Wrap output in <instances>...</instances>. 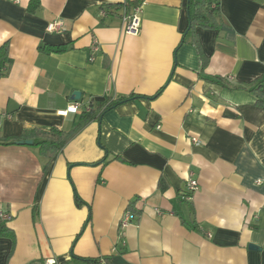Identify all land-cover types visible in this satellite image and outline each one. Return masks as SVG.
<instances>
[{
    "label": "crops",
    "instance_id": "0c3cea01",
    "mask_svg": "<svg viewBox=\"0 0 264 264\" xmlns=\"http://www.w3.org/2000/svg\"><path fill=\"white\" fill-rule=\"evenodd\" d=\"M31 1L0 0L13 60L0 79L3 137L71 130L91 97L133 98L82 127L45 174L38 148L0 145L14 233L0 234V264H264V109L250 89L209 80H264V0H220L222 27L196 30L205 68L187 0H131L142 3L137 34L113 8L126 0Z\"/></svg>",
    "mask_w": 264,
    "mask_h": 264
},
{
    "label": "trees",
    "instance_id": "16d2710c",
    "mask_svg": "<svg viewBox=\"0 0 264 264\" xmlns=\"http://www.w3.org/2000/svg\"><path fill=\"white\" fill-rule=\"evenodd\" d=\"M32 0L31 2L34 3ZM142 4L140 1H131L126 0L124 4L113 5L114 9L125 8L126 13H130L132 6H137ZM220 7V0H187V10L189 14V34H191L192 40L197 47V50L200 54L202 61V67L207 66L208 58L204 55L196 30L198 27L204 29H220L224 23L222 12ZM66 49V46H59L52 48L53 51L62 52ZM13 63L12 57L10 56V45L9 42L4 43L0 46V79L4 77L11 65ZM209 80L220 83L226 87H245L250 89V91L257 98V105L264 109V80L258 79L252 83L244 85L232 86L224 77H209ZM133 98V95L122 96L118 99H110L105 96H95L91 97L89 100V109L85 110L81 114V118L77 126L71 130H65L58 128L56 126L49 129H43L40 127H34L30 129H24L19 136L16 137H3L0 134V145H12L16 144L17 140H33L32 146L39 149L40 155L46 159V163L43 167L44 174L50 169V165L57 159L60 151L66 146V144L72 139V137L87 123L99 118L102 113L106 110L114 107L115 105L130 100ZM160 189L167 187V183L164 179L160 180L159 183ZM78 203L80 204L81 200L76 196ZM130 209L133 212H136L134 205H130ZM0 234L1 235H10L14 239L13 231L8 228L4 221H0ZM109 257L104 258L105 264H112L109 260ZM95 263L99 264V260L92 259L89 261V264Z\"/></svg>",
    "mask_w": 264,
    "mask_h": 264
},
{
    "label": "built area",
    "instance_id": "2783aa9c",
    "mask_svg": "<svg viewBox=\"0 0 264 264\" xmlns=\"http://www.w3.org/2000/svg\"><path fill=\"white\" fill-rule=\"evenodd\" d=\"M60 22H54L51 23L48 27L50 31L56 30L60 26ZM142 24V4H139L135 7L134 12L128 14L126 13L124 16V26L123 29L128 34H137L139 33L141 29ZM99 49V41L94 39V43L92 45V50L95 52ZM93 56L91 57V60H93ZM80 109L79 103L72 104L68 110L60 111V113L66 115L68 112H77ZM196 144H200L199 141H196ZM189 188L191 193L194 192L197 189V181L194 179H190L189 181ZM187 198H191V195L189 194ZM136 214L132 211H128L122 218L121 223L122 226L128 225L129 223L133 222L136 219ZM11 219V214L0 208V220L1 221H8ZM45 264H69L66 262H62L58 260L56 257H48L45 259Z\"/></svg>",
    "mask_w": 264,
    "mask_h": 264
},
{
    "label": "water",
    "instance_id": "95a60500",
    "mask_svg": "<svg viewBox=\"0 0 264 264\" xmlns=\"http://www.w3.org/2000/svg\"><path fill=\"white\" fill-rule=\"evenodd\" d=\"M81 98V92L80 91H74L73 93V100H79ZM16 144H22V145H32L33 144V140H17ZM250 248L251 249H259L258 246L254 245V244H250Z\"/></svg>",
    "mask_w": 264,
    "mask_h": 264
}]
</instances>
